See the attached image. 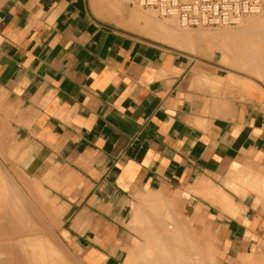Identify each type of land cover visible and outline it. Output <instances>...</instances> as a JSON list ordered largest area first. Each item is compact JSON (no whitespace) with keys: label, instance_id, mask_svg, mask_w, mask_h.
Segmentation results:
<instances>
[{"label":"crops","instance_id":"1","mask_svg":"<svg viewBox=\"0 0 264 264\" xmlns=\"http://www.w3.org/2000/svg\"><path fill=\"white\" fill-rule=\"evenodd\" d=\"M101 1L0 0V264H264V69Z\"/></svg>","mask_w":264,"mask_h":264},{"label":"bare ground","instance_id":"2","mask_svg":"<svg viewBox=\"0 0 264 264\" xmlns=\"http://www.w3.org/2000/svg\"><path fill=\"white\" fill-rule=\"evenodd\" d=\"M103 1H106L107 2V4H108V6H110V8L111 9H120L121 11H122V9L121 8H118V7H120L119 5V3L118 4H116V3H114V2H110V1H107V0H103ZM109 8V7H108ZM122 8H124V7H122ZM117 10V11H118ZM263 10H264V6H263ZM111 12V11H110ZM263 12V11H262ZM261 12V13H262ZM260 13V14H261ZM257 15H259V14H257ZM249 17V16H248ZM248 17H246V18H248ZM131 18V17H130ZM134 18V19H133ZM140 18H144V19H148V17H147V15H144V13H141V12H135V16H133L131 19H133V20H135V21H137V19L138 20H140ZM147 27H146V29H145V31H147V33H148V35L149 36H152V38H155L156 40H159V41H161V42H163V43H166V44H169L170 46H173V47H178V48H183V49H185V50H188L189 52H194L195 51V48H196V45H197V40H196V38H194L193 37V35L192 34H189V33H186V32H180L177 28H175L174 27V25L172 24V25H170V26H168V27H166V28H161V27H159L157 24H155V22H153V20H147ZM242 22V21H241ZM240 22V23H241ZM138 23V22H137ZM243 24V23H242ZM245 34H247V35H250V36H245ZM198 36H201L202 38H207V39H212L214 36H218L219 38H220V40H221V43H220V45H219V47L220 48H222V49H224V50H227L228 52H229V55L231 56V58L230 59H232V62H235V61H237V62H249V63H257V62H263V64H264V17H262L260 20L259 19H257L256 21L254 20V19H248L247 20V22L245 23V24H243V26H242V28H240V29H237V30H233V29H230V28H225V29H222V30H219V31H216V32H214V33H208V34H205V35H202V34H200V35H198ZM229 60V59H228ZM229 62H230V60H229ZM231 62V63H232ZM237 62H235V64L237 63ZM248 63V64H249ZM232 64H234V63H232ZM239 64V63H238ZM255 65V64H254ZM0 178H2V177H0ZM2 182H4L3 180H2ZM1 182V180H0V189H3V190H5V191H7V189H6V187H5V185L3 184ZM17 187H14V185L13 184H11V190H13V195L14 194H18V192L20 191L19 189L17 190L16 189ZM160 203V202H159ZM12 210L10 211L11 212V218L12 219H17V217L19 216V214H17L16 215V213H17V211H16V207L14 206V207H12L11 208ZM18 213H20V211H18ZM12 216H14V218L12 217ZM15 216H16V218H15ZM158 216V215H157ZM156 216V217H157ZM18 220H19V218H18ZM158 220H160L159 218H158ZM156 221H157V219H156ZM162 223H163V221H162ZM162 225V224H161ZM167 226H168V224H166ZM165 225V226H166ZM165 227V229L161 232V234L163 233V237H165L166 235H167V233L168 232H170V231H168V227ZM172 226H173V223H172ZM175 226V225H174ZM173 226V231H174V227ZM177 226V225H176ZM178 227V226H177ZM176 227V228H177ZM155 230H156V228L155 227H153ZM164 228V227H163ZM168 228V229H167ZM171 228V227H170ZM151 230H152V228H150ZM149 229V230H150ZM167 229V230H166ZM178 229V228H177ZM186 229V228H185ZM180 230V229H179ZM178 230V232H179V234L184 238V236H188L187 234L189 233H186V232H184L185 234H183V233H180V231ZM164 231L166 232V233H164ZM168 231V232H167ZM154 232H156V231H154ZM152 233V234H148V233H150V232H148L147 234H148V236H150V235H152V236H157L156 234L157 233ZM175 232H177L176 231V229H175V231L173 232V233H175ZM178 232L177 233H175V235L176 234H178ZM146 233V232H145ZM164 234H166L165 236H164ZM183 234V235H182ZM159 236H161L160 235V233L158 234ZM170 234H168L167 236H166V241H167V237H168V240L170 239L171 240V238H173L174 236H173V234L172 235H170V236H172V237H170L169 236ZM179 235V236H180ZM190 235V234H189ZM191 236V235H190ZM147 237V236H146ZM151 237V236H150ZM170 237V238H169ZM178 237V235L176 236V237H174L173 238V240H171L170 241V243H168V241L166 242V243H168V244H172L171 242H173L174 240V243H175V245H174V243L171 245V246H169L168 244H167V246H169V249H168V251L167 252H165V253H161L162 251H165L164 249L165 248H168L167 246L160 252L158 249H159V247H156L157 245H158V243L160 242V241H162V240H160L157 244H156V241H155V252H156V258L158 257V259H157V261L156 262H154V260L156 259V258H154V260L153 259H151V257H149V255L147 256H144L145 255V251H143V253L142 254H144L143 256H138V257H135V255L138 253V251H137V253L134 255V257L135 258H137V259H135L134 257V260H136V261H134L135 262V264H149V262H148V259L151 261V263L150 264H152V260H153V264H159V263H161V261L162 262H164L163 261V257H164V254H166L165 255V257L164 258H166V260H167V258H168V263L169 264H187L186 262H192V264H195V262H197V261H199V262H197L198 264H201V263H203L204 262V259H207V258H204V259H202V257H200V255L199 256H197L198 254H200L199 253V251H193V250H195V249H197L198 250V248H195V247H197L196 246V244H194V246L192 245L193 244V242H191L190 244H191V246H193L194 247V249L192 250V247H191V249L190 250H192V251H188V247H187V244L186 243H188L187 242V240L188 239H183L182 237H179V238H181L182 239V241H179V238H177ZM145 238V237H144ZM186 238H188V237H186ZM190 238V237H189ZM148 239V238H147ZM151 239V238H150ZM154 239V238H153ZM180 239V240H181ZM191 239V241H193L192 240V238H190ZM189 239V240H190ZM146 240V239H145ZM156 240H158V238L156 239ZM176 240H178V241H176ZM183 240H186V242L184 241L183 242ZM147 241V240H146ZM164 241V240H163ZM163 241H162V243H163ZM145 242V241H144ZM148 242V241H147ZM152 242H154V241H152ZM165 242V241H164ZM178 242H179V244H178ZM182 242L183 243H185V247H187V248H184V245L182 244ZM148 244H150L149 242H148ZM148 244H146V246L148 245ZM154 243H151V245H153ZM182 245V248L183 249H180L181 246ZM189 245V244H188ZM144 246V245H143ZM143 246H142V248H140L141 249V251H142V249H143ZM159 246H161V243H160V245ZM190 246V245H189ZM149 247V246H148ZM154 247V245L153 246H150V249L151 248H153ZM190 248V247H189ZM139 249V250H140ZM145 249H146V247H145ZM187 249V250H186ZM200 249V248H199ZM148 249H146V251H147ZM167 250V249H166ZM183 251V253H184V250H185V255H183V253H182V251ZM151 251V250H150ZM189 253H188V252ZM145 252V253H144ZM153 252V251H152ZM155 252H153L154 253V255H155ZM198 252V254L196 255V253ZM202 252V251H201ZM141 253V252H140ZM140 253H138L137 255H139ZM147 253H149V251L147 252ZM186 253H188L187 255H186ZM191 253V254H190ZM150 254H151V252H150ZM141 255V254H140ZM158 255V256H157ZM161 256V257H160ZM205 256V255H204ZM203 256V257H204ZM149 257V258H148ZM160 257V258H159ZM198 257V259H197V261H196V258ZM200 257V258H199ZM202 259V260H201ZM159 261V263H157ZM203 261V262H202ZM206 261V260H205ZM188 262V263H189ZM196 263V264H197ZM161 264H165V262L164 263H161ZM203 264H210V261L208 260V261H206L205 263H203Z\"/></svg>","mask_w":264,"mask_h":264},{"label":"built area","instance_id":"3","mask_svg":"<svg viewBox=\"0 0 264 264\" xmlns=\"http://www.w3.org/2000/svg\"><path fill=\"white\" fill-rule=\"evenodd\" d=\"M154 9L161 18H176L183 27L210 28L238 25L263 11L264 0H128Z\"/></svg>","mask_w":264,"mask_h":264},{"label":"rangeland","instance_id":"4","mask_svg":"<svg viewBox=\"0 0 264 264\" xmlns=\"http://www.w3.org/2000/svg\"><path fill=\"white\" fill-rule=\"evenodd\" d=\"M107 1H112V2H114V3H116V4H118L117 2H119V6L120 7H118V8H121L122 9V11L119 9H112L113 10V12L114 11H117L118 13H123V12H125V9L124 8H122V7H124L123 5H122V3L123 2H126V0H107ZM101 2H106V1H101ZM106 6V8H107V10H108V12L110 13V9L108 8L109 6H108V4L107 5H105ZM136 9H138V11H135V12H141V13H144V15H146L145 13L146 12H148L149 14H150V16L148 17V19L149 20H153V22H155V24H157L159 27H161V28H166V27H168V26H170V25H174V27L175 28H177L180 32H186V33H189V34H192L193 35V37L194 38H196V40H197V43H199L202 39V37L201 36H198V35H195V34H197V32H201V34L202 35H205V34H208V33H214V32H216V31H219V30H222V29H225V28H230V29H233V30H237V29H240V28H242V26H243V24H245L246 23V21L248 20V19H254L255 21L257 20V19H261L262 17H264V10H263V12L261 13V14H259V15H256V16H249L248 18H245L241 23H239L238 25H235V26H221V27H208V28H187V27H183V26H181V24L179 23V21H178V19H176V18H161L160 16H159V14H158V12L156 11V10H154V9H143V8H139V7H136ZM161 22V23H160ZM162 23H165V24H162ZM243 23V24H242ZM203 30H206V32L205 31H203ZM208 30V31H207ZM200 35V34H199ZM203 39H205V38H203ZM207 39V38H206ZM213 40L215 39L216 40V42H215V44L217 45V46H219L220 45V43H221V40H220V38L218 37V36H214L213 38H212ZM166 44V43H165ZM167 45H169V44H167ZM170 46V45H169ZM171 47H173V46H171ZM174 48H176V47H174ZM177 49H179V50H183V51H186V52H189L188 50H185V49H183V48H178L177 47ZM191 53H193V52H191ZM244 62V61H243ZM249 63V62H248ZM251 64H255V65H257V66H259V67H261L262 69H264V64H263V62H257V63H251ZM231 65H233V64H231ZM0 177H2V178H0V180H1V182H2V180L4 181V182H2L4 185L6 184V182H5V178L1 175V173H0ZM12 183H10L9 185H8V183L5 185V187H6V189H7V193H8V200H16L15 198H14V195H13V190H11V185ZM17 202H15V207H16V211L18 210V211H20L19 210V207L22 205V203L21 202H18V200H16ZM12 207H14V205H11ZM8 208V207H7ZM12 209H9V212L11 211ZM18 211H17V213H16V215L17 214H19V216L17 217V219H15V220H18V218L19 217H21L20 216V213H18ZM13 218H14V216H12ZM15 218H16V216H15ZM7 219L5 218V216H3V217H0V222L1 221H6ZM10 221H8L9 223L10 222H14L15 220L14 219H9ZM20 220V219H19ZM19 227H17V228H12V227H10V228H8V231L10 230L11 231V233L10 234H7V235H14V234H18V233H20V230L18 229ZM16 231H19L18 233H16ZM6 234V233H5ZM27 243H29V242H27ZM33 244L34 243H30V244H28L29 246H32L33 247ZM18 245V244H17ZM40 248L41 249H43V247L42 246H40ZM41 249H39V251L41 250ZM10 255H11V258L12 259H14L15 257H14V254H13V252L11 251V253H10Z\"/></svg>","mask_w":264,"mask_h":264}]
</instances>
